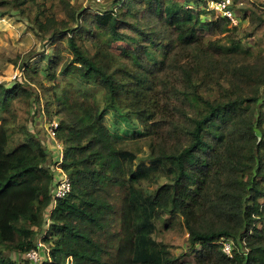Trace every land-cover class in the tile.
<instances>
[{"label": "trees", "instance_id": "obj_1", "mask_svg": "<svg viewBox=\"0 0 264 264\" xmlns=\"http://www.w3.org/2000/svg\"><path fill=\"white\" fill-rule=\"evenodd\" d=\"M33 4L0 0V18ZM56 6L61 20L38 10L31 22L54 51L20 62L24 83L0 84V264H19L11 255L38 234L39 264H264V46L244 43L264 37V11L234 5L232 28L203 0ZM30 84L49 96L71 181L52 210L43 143L29 134L7 151L11 103L28 104ZM128 139L147 141L146 163ZM160 230L185 234L192 259L180 263Z\"/></svg>", "mask_w": 264, "mask_h": 264}, {"label": "rangeland", "instance_id": "obj_2", "mask_svg": "<svg viewBox=\"0 0 264 264\" xmlns=\"http://www.w3.org/2000/svg\"><path fill=\"white\" fill-rule=\"evenodd\" d=\"M115 1L116 0H70L71 4L76 6L78 9L89 11L99 10L102 8L108 9L115 3ZM232 1L236 10L238 7L242 6L245 8H254L264 11V0ZM38 10L47 11V14L49 13V10H51L53 14H55V18L57 20L64 18V14L60 10V7L56 6V0H34V4L28 6V17L5 16L0 18V84L7 85L19 79H21L24 83L25 80L19 70L20 62L32 57L29 61V64L32 65L36 62V59L42 55V53H44L46 57L54 51L55 46L45 44L44 41H41V39L36 37L32 32L31 22ZM207 17H213V14L209 12V16ZM241 27L243 29L246 28L245 20L242 22ZM80 41L85 47L91 50V46L87 41L84 39ZM257 41L259 44H256ZM244 43H248L255 47L256 45L264 46L263 30L257 31L254 34V38L245 39ZM63 55L66 56L67 54L63 53ZM43 62H45V60L41 61V63ZM36 63L39 64V62ZM36 74L42 78L44 85H48L49 80L41 73V71ZM28 87L31 89L33 94L31 101L28 104H25L23 101L18 99L11 103V110L15 115V119L8 132L9 137L7 151H10L18 145L24 143L26 137L31 134L43 143L49 152V160L52 164L56 160L58 149L56 147V143L49 136L48 131L50 123L47 122L48 120L43 113L44 102L49 96L37 85L30 84ZM109 120H112V117H109ZM122 125L124 126V124ZM126 142H128L129 146L137 153L138 159L146 163L148 154L146 145L147 141L145 139H128ZM156 236L157 241H164L170 245V251L173 255H175V257H178L180 263H185L184 261H190L192 259V255L186 249L187 236L185 234L180 235L175 232L164 233L161 231ZM36 240H41L40 234H38ZM44 256L45 254L40 251V259ZM11 257L12 259L17 260L19 264H39V261L36 263H32L31 261L29 262L26 259V255H11Z\"/></svg>", "mask_w": 264, "mask_h": 264}, {"label": "built area", "instance_id": "obj_3", "mask_svg": "<svg viewBox=\"0 0 264 264\" xmlns=\"http://www.w3.org/2000/svg\"><path fill=\"white\" fill-rule=\"evenodd\" d=\"M205 3V10L212 13L214 17H221L228 21L229 27H237L240 23L238 16L234 9V3L232 0H203ZM57 128V122L52 121L49 124V136L56 143L58 153L56 160L52 167V174L54 177L53 187L51 192V210L55 207L56 202L67 196L71 189V181L69 177L63 172L61 163L63 161L62 146L55 139V130ZM50 210V211H51ZM222 242V251L228 257H231V245L227 241ZM46 253L48 256V249L44 243L37 241L36 248L30 250L26 254V258L32 263H36L40 260L39 252Z\"/></svg>", "mask_w": 264, "mask_h": 264}]
</instances>
